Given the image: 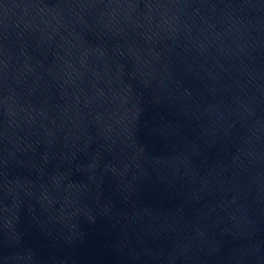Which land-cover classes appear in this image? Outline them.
Masks as SVG:
<instances>
[{
  "label": "water",
  "instance_id": "obj_1",
  "mask_svg": "<svg viewBox=\"0 0 264 264\" xmlns=\"http://www.w3.org/2000/svg\"><path fill=\"white\" fill-rule=\"evenodd\" d=\"M0 264H264V0H0Z\"/></svg>",
  "mask_w": 264,
  "mask_h": 264
}]
</instances>
